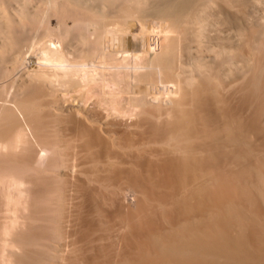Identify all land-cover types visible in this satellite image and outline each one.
I'll use <instances>...</instances> for the list:
<instances>
[{
  "label": "bare ground",
  "instance_id": "1",
  "mask_svg": "<svg viewBox=\"0 0 264 264\" xmlns=\"http://www.w3.org/2000/svg\"><path fill=\"white\" fill-rule=\"evenodd\" d=\"M39 1L40 22L64 4L86 17L0 49V115L15 108L0 127V264H264V15L245 0ZM248 52L252 96L231 100ZM17 149L57 187L38 242Z\"/></svg>",
  "mask_w": 264,
  "mask_h": 264
},
{
  "label": "rangeland",
  "instance_id": "2",
  "mask_svg": "<svg viewBox=\"0 0 264 264\" xmlns=\"http://www.w3.org/2000/svg\"><path fill=\"white\" fill-rule=\"evenodd\" d=\"M25 1L29 2V9H28L27 14L21 13L22 4ZM253 3H254V0H245V3L244 2L241 3L243 6L245 5L243 7L240 4L241 7H243V9L241 10V12H243L242 14L245 13V15H246V12H254L255 11V13H258V15H264V0H258V2L255 4V6L252 7L251 5H253ZM39 9H40V11H38ZM41 10H42V4L40 3L39 0H0V49H2V47H4L5 40H7L6 42L11 40V41H15L18 43H22L23 41L33 37L34 35L40 36L48 26H51V27L56 26V24L58 23V20H61V19H64L67 22V25L72 28L74 34H77L79 32V29L83 27V23L82 22L73 23V20H80L81 21V20H83V18L86 17L83 14L84 13L83 11L73 10L71 7L64 4L61 6L59 13L53 12L51 14L50 20L48 22L45 19L42 22H40L41 13H38V12H41ZM244 18H245V16H244ZM38 24H39V26H38ZM244 24H242L243 28H244ZM220 27H222V29L220 30V34L225 35V36H227V34H229V35L233 34L232 31L229 32V28L227 29L226 26H220ZM136 28H138V26H136ZM241 29H242V27H241ZM244 37H243V39H245ZM237 42L239 45L242 43L240 45V49H241V46L243 44H245L242 48L244 49V51L247 52V50H248L247 47H249V45L247 43H245V41H243L241 38H238ZM245 47L247 49H245ZM243 49H241V50H243ZM245 54L243 53L242 55H244V56L240 57L242 59L240 61L241 65H240V68H238V70L236 71L235 77L239 76L244 81H247V80H249L250 77H248V79H246V76L249 75V73H250L249 71H251L252 65L255 64L257 55H254L255 53L252 54L251 52H248L250 58L246 59ZM248 69H250V70L247 71ZM227 72H228L227 65L224 64V71L221 74H224L222 79L225 82H228V80L233 79L232 76H229L227 74ZM244 73H247V74L244 75ZM251 74L249 76H251ZM241 79L238 80V86H236L237 81L235 82V88H238V87L241 88V86L243 87L242 82H240V81H243ZM249 81H247V82L250 84ZM0 83H2V80H0ZM244 84L246 86L249 85L246 82ZM245 85H244V88L238 90L240 92H237V90L234 89L237 92V93L236 92L234 93L235 95H237V97L233 94L232 95L233 98H231V100H234L235 98H241L242 97L241 100L243 101V95L242 94L247 93V92L248 93L250 92L248 95L252 96L251 95V93H252L251 92L252 91L251 86L252 85L250 84V86H248L250 90L247 89L248 87H246ZM0 89H1V87H0ZM245 89H247L248 91ZM241 91H242V93H241ZM228 92L229 91H227V93ZM231 92L233 93V91H231ZM224 93H226V90L224 91ZM226 95H228V97H229V96H231V93H230V95H229V93ZM238 95L239 96L241 95V97H239ZM244 96H246V94H244ZM16 97H18V95ZM251 98L248 97L246 100L251 99ZM8 99L13 100V96L8 97ZM10 100L6 101L5 106L7 107V109H3L1 111L2 115H0V127H2L4 125L5 115L7 113H9L10 111L14 112V110H15L14 101H10ZM231 100H230V102H231ZM241 100L239 99V101H241ZM235 101H236V99H235ZM235 101H232V102L234 103ZM232 102L230 103V108H232V106H233ZM2 103H3V100L0 99V105ZM237 103H238V100H237ZM250 103H252V99L250 100ZM242 105L244 107H245V105L249 106V111L252 109L251 108L252 105L251 106H250V104L247 105L246 102H245V105H244V102ZM242 105L240 104V106H242ZM234 108H237V110L236 109H234V110L239 111L238 110L239 105H238V107L235 106ZM246 108H248V107H245V110L248 113V109H246ZM239 109H240L241 113L243 111V113L245 115L247 114L246 112H244L245 111L244 109H241V108H239ZM244 117H243V119H245V121L247 120V118L249 119L250 117L251 118L249 120L252 119L251 115H249V117H247V116L245 118ZM249 120H248V123H249ZM18 121H20V120L18 119ZM251 122H252V120L250 121V123ZM245 123L248 124L247 121ZM259 134L260 133H258V135ZM253 139H254V137H253ZM250 140H252V137L250 138ZM14 157L16 160V162L14 163V172L17 175H21V176H25V177L30 176V179L32 180L31 193H30L31 194L30 199L32 201L31 202L32 205L30 204L31 205V212L35 213L36 211H39L40 212V218L36 221L32 220L30 225H28V229H29V232L32 236L31 238H33L32 240L33 241L36 240L35 242H38L41 239L42 233L44 234L45 232H47L49 230V228H51V224L53 223V210L52 209L55 206V202L53 200V191L57 187H55L51 183V181L49 180L48 177H46V175L41 174V173H39L33 169L31 159H29L28 154H26L23 151H20V149H17ZM246 184H247V182H246ZM250 192L252 193V189H250ZM259 203H260L261 208H264V201L260 200ZM34 248H37V245H35Z\"/></svg>",
  "mask_w": 264,
  "mask_h": 264
}]
</instances>
